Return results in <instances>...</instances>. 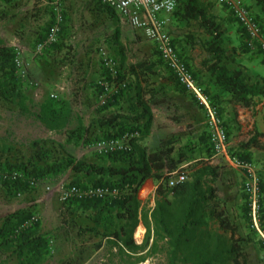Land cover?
I'll return each instance as SVG.
<instances>
[{
    "label": "rangeland",
    "instance_id": "obj_1",
    "mask_svg": "<svg viewBox=\"0 0 264 264\" xmlns=\"http://www.w3.org/2000/svg\"><path fill=\"white\" fill-rule=\"evenodd\" d=\"M243 5L264 30L261 13L251 5L244 2ZM104 8L101 0H0V39L15 51L21 92L27 98L30 111L23 114L15 104L0 97L1 161L8 159L15 163L43 157L41 163L44 164L69 154L77 161L123 166L122 163L114 164L108 157L120 151L100 153L95 149L98 141L113 139L101 138L97 126L111 114H128L134 95V79L124 72L136 62H145L150 68L141 83L158 91L159 103L151 106L154 114L165 110L174 113L169 119L181 118L171 94L172 90H177V85L160 60L155 43L141 30L121 22L116 12L110 13ZM212 14L224 32L226 64L242 70L251 80L264 76V56L245 49L242 31L232 13L216 2ZM56 24L58 33L54 41L49 42L47 37ZM116 30L119 31L118 38L115 37ZM167 31L179 54L191 58L190 66L199 69L201 60L208 58L201 46L205 36L197 32L195 26L185 27L171 15L168 16ZM191 33L196 42L193 47L184 42L186 34ZM118 79H123L122 85L117 84ZM44 100L68 106L71 119L65 130L50 132L35 118ZM214 103H217L215 99ZM191 109L194 120L188 123L184 143L180 137L177 140L170 137L159 149L168 148V142L172 140V156L176 161L188 163L195 160L193 165L206 158L205 161L219 166L218 203L235 226L236 237L244 239L242 247L248 264H264V147L260 151H240L238 145L251 131L244 128L238 134L232 124L239 109L236 111L226 105L219 107L229 141L237 134L243 136L239 142L231 144L229 150L232 155L246 153L247 161L254 166L259 182L258 193L253 195L243 172L221 158L213 157L206 137L203 108L199 106L197 112L193 107ZM75 129L71 137V131ZM195 138L204 140L197 148L192 146ZM72 176L71 169H66L47 175L38 185L13 194L7 191V185L0 183V227L2 220L9 215L22 213L24 216L7 235V244L4 242L6 238L0 236V264H21L15 239L24 230H32L39 236V246L34 252L35 264H167L162 243L156 252L144 249L136 254L120 253L104 238L102 230H93L89 211L76 209L75 213L74 206L71 207L74 198L67 201L60 198V188L70 187ZM151 187L142 186L139 190V214L149 212L154 205L148 191ZM253 200L258 230L251 216ZM24 222H30V225L20 229ZM139 227L142 228L141 236L136 233ZM136 229L133 240L140 245L146 229L141 222ZM31 255L26 251L25 262L31 261ZM140 257L144 260L136 262Z\"/></svg>",
    "mask_w": 264,
    "mask_h": 264
},
{
    "label": "trees",
    "instance_id": "obj_2",
    "mask_svg": "<svg viewBox=\"0 0 264 264\" xmlns=\"http://www.w3.org/2000/svg\"><path fill=\"white\" fill-rule=\"evenodd\" d=\"M253 1L264 16V0ZM215 4L216 0H176V7L171 14L175 21L185 27L195 26L196 31L205 36L201 46L207 52L208 58L201 60L200 68H192V59L182 57L174 46L196 82L207 86L203 92L218 108V112L222 102L240 108H254L256 101L264 98V76L251 80L242 70L226 64L224 32L212 14ZM103 6L104 11L114 12L112 8L104 4ZM254 20L264 33L261 24L256 18ZM238 26L242 31L245 49L264 56L258 50H251L247 46V35L239 24ZM118 35L119 31L116 30L115 37L118 38ZM184 42L193 47L196 44L194 34H186ZM149 69L145 62H136L127 68L124 73L134 79V95L128 114H111L103 118L97 126L101 138H118L127 132H138L139 136L131 141L130 151L108 156L111 157V162L122 163L123 166L77 161L69 154L44 164L41 163L43 157L15 163L4 159L0 160V172L16 171L21 174V179L10 182L0 180V183L7 185V191L13 194L34 187L28 183L29 180L37 182L38 185L47 175L71 169V186L80 189L110 187L118 190L117 197L71 199V207H75V213L76 209L89 211L92 229L102 230L104 238L117 247L120 253L136 254L144 249L156 252L159 243H162L167 264H248L242 247L244 239L236 237L235 226L226 210L218 203L220 193L216 183L219 166L201 160L187 167L185 181L168 186L169 177L164 176V170L172 172L182 162L176 161L172 156V147L148 152L142 145L150 133L151 106L159 103L157 89H148L141 83ZM122 80L118 79L117 84L122 85ZM0 97L15 104L21 113L30 112L26 104L27 98L21 92L15 51L1 39ZM214 99L217 103H214ZM34 116L48 131L61 132L70 123L71 111L67 105L60 106L51 100H44ZM219 116L221 118L220 113ZM75 132L76 129L71 131V137ZM261 137L263 134L254 132L247 141L238 145V149L247 152L251 149H262ZM236 156L249 160L246 153L241 152ZM150 178L161 180L154 192V205L149 212L142 211L139 214L138 193ZM23 219L21 213L9 215L2 220L0 236L6 238L5 244L9 241V232ZM140 222L145 227L146 234L143 242L137 245L133 240V233ZM39 241V236L32 230H24L17 236L16 253L21 264H35L34 252L38 249ZM26 251L32 253L30 262L23 259ZM143 260L144 257H140L136 262Z\"/></svg>",
    "mask_w": 264,
    "mask_h": 264
},
{
    "label": "built area",
    "instance_id": "obj_3",
    "mask_svg": "<svg viewBox=\"0 0 264 264\" xmlns=\"http://www.w3.org/2000/svg\"><path fill=\"white\" fill-rule=\"evenodd\" d=\"M102 3L114 10L120 17L121 22H126L130 26L141 30L145 37L153 41L156 45L160 60L170 71L175 82L184 90L189 92L203 108L205 114V126L207 130L208 143L213 157H219L228 165L240 170L245 174L248 188L253 195L258 193V176L254 166L247 160L232 155L229 150V140L223 122L219 116L216 106L212 104L209 97L202 91L193 75L189 71L185 61L179 56L173 41L167 31L168 16L172 14L176 7V0H101ZM217 3L225 6L236 19V22L243 28L247 35V46L251 50H258L264 55V33L259 25L249 14L241 0H216ZM60 21V18L59 20ZM56 24L47 37V41H54L58 33ZM139 136L138 132H127L121 137L109 140H100L95 144V149L100 153L127 152L130 151L131 141ZM172 179L168 180V186H173L177 182H183L187 178L185 171L176 170L169 172ZM21 179V174L16 171L0 172V180L10 182ZM31 186H36L37 182L29 180ZM59 195L62 201L71 198L77 200L84 199H104L106 197H117L118 190L110 187H95L80 189L76 186L60 188ZM253 200L251 216L255 228L256 206ZM30 222H24L20 229H25ZM136 231V230H135ZM261 233V232H259Z\"/></svg>",
    "mask_w": 264,
    "mask_h": 264
},
{
    "label": "crops",
    "instance_id": "obj_4",
    "mask_svg": "<svg viewBox=\"0 0 264 264\" xmlns=\"http://www.w3.org/2000/svg\"><path fill=\"white\" fill-rule=\"evenodd\" d=\"M245 4L251 5L253 6V9H256L257 12H259V14L261 13L259 11V9L257 8V6L255 5L253 0H242ZM261 17H264L262 14H260ZM264 24V22H262ZM234 45V44H233ZM175 81V80H174ZM176 83V82H175ZM200 88L204 89V87L206 88L207 86L205 84H203L204 86L200 85L199 83H197ZM177 90H172L171 94L173 95L174 98V103L178 106L180 114L182 115L181 118H178V120H172L169 119L168 117H171V112L167 113L164 111L159 112L157 115L154 114V109L151 108L152 111V119H151V128H150V133L148 135V137L144 140V142L142 143V145L144 147H146L147 151H154L157 148L159 149V147L161 146V144L163 143H167V139H169L170 137H173L175 140L178 139V137H180L182 144L184 143V137L186 136V129L188 126V123L193 122V114L191 112V108L193 107V109L195 110V112H197V108L199 107V103L196 101V99H194V97L187 92L186 90H184L182 87H180L177 83ZM172 102V103H173ZM257 105L254 108H240L239 106H233V105H227L226 102H222L221 103V107L223 106H231L236 108L235 110L237 111L238 109V113L239 115L235 118L232 119V124L236 127L235 129L237 130L238 134H241L240 130H243L244 128L246 130L250 129V133L248 134V136L246 138H244L242 141H247L249 139V137L254 133V132H258L263 134V137L260 138V141L264 142V98H261L259 100L256 101ZM171 103V105H173ZM176 106V107H177ZM199 110V109H198ZM188 111L189 114H188ZM232 125V126H233ZM204 126H205V120H204ZM205 131L206 130V126H205ZM237 134V137L232 139V141H229V147L231 144L239 142L238 139H242L243 136H240ZM206 137H207V133H206ZM198 138H195L193 141H196V144L194 142H192V146L194 148L199 147V144L204 141L202 139V141L200 140V138L197 140ZM262 139V140H261ZM207 141H208V137H207ZM173 141L171 140L170 142H168V146L172 147L174 143H172ZM262 142V143H263ZM197 146V147H196ZM167 147V146H166ZM264 147V146H263ZM173 148V147H172ZM161 149V148H160ZM174 150V148H173ZM256 150V149H251V151ZM262 150V149H260ZM260 150H256V151H260ZM204 161L206 160V158H202ZM194 161H190L188 163H181L179 164L178 168L176 170H181L183 167L189 166L191 165ZM212 165H215L214 162H209ZM217 165V164H216ZM176 170H173L170 173L175 172ZM219 173H220V169H219ZM164 176L169 177V179H172V177L169 176V173L167 172V170H164L163 172ZM161 182V180H155L153 178L147 179L145 181V183L143 184V186H152L148 191L149 193L151 192L152 195V199H154V192L156 189V186ZM137 232L139 233V235H142V228L139 227L138 229H136Z\"/></svg>",
    "mask_w": 264,
    "mask_h": 264
}]
</instances>
